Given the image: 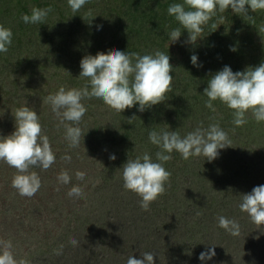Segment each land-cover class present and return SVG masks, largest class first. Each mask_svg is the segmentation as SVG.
<instances>
[{
	"label": "trees",
	"instance_id": "obj_1",
	"mask_svg": "<svg viewBox=\"0 0 264 264\" xmlns=\"http://www.w3.org/2000/svg\"><path fill=\"white\" fill-rule=\"evenodd\" d=\"M181 2L89 0L73 13L67 0H0V24L13 33L8 52L0 53V137L15 130L12 114L26 105L39 115L56 156L48 170L30 169L42 182L31 198L16 192L7 179L16 170L0 162L8 173L0 203L11 210L10 222L18 235L12 252L17 260L127 264L130 256L141 259V253L151 252L154 264H233L228 261L231 257L240 258L242 264H264V226L257 228L239 208L243 194L264 185V123H256L249 113L248 123L233 131L230 110L217 101L213 112L205 106L203 95L211 75L225 66L235 73L264 63V32L260 31L264 11L249 12V19L229 9L204 26L195 44L187 43V30L171 43L169 34L179 25L167 8ZM49 6L53 11L43 24L21 19L31 15L33 7ZM109 50L168 53L173 90L150 109L140 112L137 104L119 115L98 99L83 100L87 112L79 127L86 134L78 148L69 149L64 126L43 100L61 86L83 87L81 59ZM192 55L198 57L200 67L192 64ZM45 105L50 109H42ZM211 123H218L228 134L231 147L220 149L212 162L203 156L184 160L173 152L164 164L171 173L165 194L148 211L142 210L139 197L123 188L121 168L128 158L147 152L155 161L159 149L149 141L151 131H177L183 137ZM65 155L71 160L62 159ZM111 155L116 159L111 160ZM61 171L69 173V184L58 183ZM77 171L86 173L84 181L76 179ZM77 185L84 198L68 196ZM219 216L236 220L239 235L220 228ZM250 238L252 250L230 249L232 243L243 246ZM73 239L78 244L64 257L60 248ZM212 249L215 256L199 259ZM244 254L252 262L246 263Z\"/></svg>",
	"mask_w": 264,
	"mask_h": 264
},
{
	"label": "clouds",
	"instance_id": "obj_2",
	"mask_svg": "<svg viewBox=\"0 0 264 264\" xmlns=\"http://www.w3.org/2000/svg\"><path fill=\"white\" fill-rule=\"evenodd\" d=\"M88 2L89 0H67L73 13ZM229 9L251 19L249 12L264 11V0H182L181 3H172L168 6L167 13L174 17L179 26L169 34L171 43L178 41L182 31L187 30V43L195 44L204 26ZM52 11L51 6L44 9L33 7L31 15L24 14L21 19L26 24H43ZM212 27L217 29L215 24ZM260 31L264 32V28ZM12 41L11 29L0 24V53H7ZM230 50L236 51L235 48ZM197 61L198 57L192 55V64L200 67ZM80 68L79 78L85 82L83 87L66 89L61 86L56 93L49 94L43 100L50 105L52 112L64 126L69 149L78 148L82 137L84 141L86 133L79 127L87 112L83 100L98 99L119 115L137 104L140 112L150 109L164 102L167 94L173 90L170 56L159 50L154 54L144 55L120 50H109L106 54L97 53L95 56L86 55L80 61ZM203 95L207 97L205 106L213 112L216 111L213 105L217 101L230 110L233 131L248 123L249 113L256 123H264V63L235 73L229 66H225L211 75ZM12 115L15 130L8 136L0 137V162L16 170L11 182L16 192L22 197L31 198L42 187V182L40 176L30 169L46 171L55 163L56 156L35 110L25 105L17 108ZM134 118L136 117L133 116L129 122ZM149 141L159 149L155 153V161L145 152L134 159L128 158L121 168L123 188L139 197L140 207L144 211H148L151 204L167 190L171 173L164 164L172 159L173 152L179 153L184 160L203 156L212 162L218 158L220 149L231 147L228 134L218 123H211L207 128L197 127L183 137L177 131H151ZM62 159L70 161L71 157L65 155ZM110 159L115 160V155H111ZM75 176L78 181H84L86 173L77 171ZM57 181L67 185L71 182V177L67 171H61L57 175ZM68 196L80 199L85 197V193L77 185L69 190ZM239 208L257 228H262L264 185L256 186L250 193L243 194ZM218 226L233 236L240 233L239 224L234 219L219 216ZM71 243L73 246L78 244L74 239ZM12 248L10 240L0 241V264H28L26 260H17ZM154 255L143 252L141 259L130 256L127 264H154ZM213 256L214 249L202 252L199 259L204 261Z\"/></svg>",
	"mask_w": 264,
	"mask_h": 264
},
{
	"label": "rangeland",
	"instance_id": "obj_3",
	"mask_svg": "<svg viewBox=\"0 0 264 264\" xmlns=\"http://www.w3.org/2000/svg\"><path fill=\"white\" fill-rule=\"evenodd\" d=\"M43 108L50 109V107L48 105H45L44 107H42V109ZM61 129H63L65 131V128L62 127V126H61ZM92 162H95V159H92ZM6 173H7L6 167L0 166V201L3 199V191H4V188H5V185L8 183L7 180L3 181L4 178H7L8 173L7 174ZM10 177L12 178V176H9V178H7V179L8 180H12ZM177 195L179 197L180 193H177ZM10 212H11V210L9 208H6L4 203H0V241H8V240H10L12 242V244H16L14 238L15 237L18 238V235H17L16 230L12 226V222H10V214H9ZM32 217H34V215H32ZM77 237L78 238H82V235L80 237L79 236H77ZM232 244L230 245V249H233L234 251H242V252H244V251H249V250L253 249L254 241H253L252 238H250V240L248 242H244L243 246L241 244H239V243H236V244H233V245ZM249 244H251V245L249 246ZM73 247L74 246L71 243V244L67 245L66 247L60 248V250H62L60 252V254H63L64 257H65L67 254H70L72 252V248ZM15 248H16V251H17L18 246L15 247ZM251 253H248V254L250 255ZM17 254H18V251H17ZM243 256H244V261L246 263L252 262L251 258L247 254H244ZM228 261L233 262V264H242L240 258H237V257H231ZM39 262L40 261H37V264H42V263H39Z\"/></svg>",
	"mask_w": 264,
	"mask_h": 264
}]
</instances>
